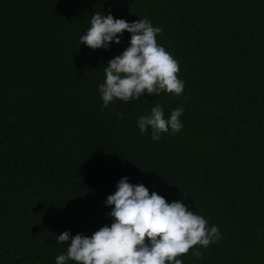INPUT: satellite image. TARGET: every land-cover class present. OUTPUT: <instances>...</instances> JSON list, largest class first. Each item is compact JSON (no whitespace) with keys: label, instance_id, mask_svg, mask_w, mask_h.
I'll return each mask as SVG.
<instances>
[{"label":"trees","instance_id":"1","mask_svg":"<svg viewBox=\"0 0 264 264\" xmlns=\"http://www.w3.org/2000/svg\"><path fill=\"white\" fill-rule=\"evenodd\" d=\"M96 13L159 27L183 93L103 108L131 34L79 45ZM157 104L183 127L154 141L137 120ZM123 177L219 229L182 264H264V0H0V264H55L61 233L110 226Z\"/></svg>","mask_w":264,"mask_h":264},{"label":"clouds","instance_id":"2","mask_svg":"<svg viewBox=\"0 0 264 264\" xmlns=\"http://www.w3.org/2000/svg\"><path fill=\"white\" fill-rule=\"evenodd\" d=\"M90 27L79 37V45L89 49H107L110 43L120 44V36L131 34L129 46L108 61L103 68L105 79L99 84L103 108L114 101L127 104L148 95L161 92L180 96L184 83L178 78L179 63L164 47L157 43L161 33L148 19L127 22L114 19L111 14L92 16ZM183 108H176L168 119L162 107L151 108L150 115L137 120L141 134L151 130V138L157 141L162 133L181 131L180 117ZM123 119V115L119 117ZM106 206L113 218L110 226L100 227L90 237L61 233L57 244H67L66 253L56 257L55 264H182L178 257L188 254L194 246L207 248L219 240L216 226L210 229L208 221L194 214L181 201L167 202L164 197L142 184L132 185L127 177L121 178L116 191L108 195ZM192 255L201 259L202 254Z\"/></svg>","mask_w":264,"mask_h":264}]
</instances>
